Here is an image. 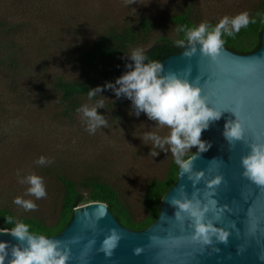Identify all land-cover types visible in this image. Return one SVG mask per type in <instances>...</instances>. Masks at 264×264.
<instances>
[{"label":"rangeland","instance_id":"rangeland-1","mask_svg":"<svg viewBox=\"0 0 264 264\" xmlns=\"http://www.w3.org/2000/svg\"><path fill=\"white\" fill-rule=\"evenodd\" d=\"M191 1L201 11V22L264 9V0H135L132 4L130 0H0V21L16 27L13 32L0 30V199H32L47 221L54 222L64 192L53 176L59 171L71 178L95 177L112 183L135 219L145 216L147 184L164 178L174 158L170 151L159 149L153 157L144 134L165 136L170 129L157 126L143 112L136 116L129 99L117 98L104 88L83 104L103 100L104 108L97 111L109 122L107 128L90 134L81 113L61 116L60 93L52 82L56 77L72 80L93 73L102 88L115 83L124 72L85 67L75 57L77 50L109 25H132L143 17L152 24L148 47L162 37L178 41L177 28L169 24L168 16ZM12 55L23 65L16 67ZM41 156L52 163L37 165ZM18 171L21 177L32 173L43 177L47 197L37 200L26 195L29 185L18 182Z\"/></svg>","mask_w":264,"mask_h":264},{"label":"water","instance_id":"water-1","mask_svg":"<svg viewBox=\"0 0 264 264\" xmlns=\"http://www.w3.org/2000/svg\"><path fill=\"white\" fill-rule=\"evenodd\" d=\"M184 51L162 62L165 73L174 72L184 77L190 69L187 78L191 83L198 82L208 106L230 110L223 111L221 118L203 131L201 139L211 147L194 161V170L205 171V179L217 174L224 178L213 199L218 205L231 208V213L225 212L224 218L215 225L230 231L228 243H218L215 237L211 246L193 242L190 236L194 229L187 222L181 226L174 220L176 209L168 202L178 196L181 186L189 197L193 192L191 181L179 170L176 184L161 202L157 221L146 230L132 231L123 227L104 203L93 202L76 208L69 226L60 235L50 237L65 242L79 238L77 243L70 244L72 259L68 264H264L261 259L264 257V187L242 175L241 158L250 148L240 141L229 145L223 136L225 123L236 119L231 112L235 111L246 127L248 142H264V28L261 46L251 54L241 55L222 48L216 60H212L200 53L199 45L192 57L185 56ZM213 159L218 163H213ZM197 187L203 191L204 180ZM101 211L105 215L93 228L96 214ZM113 228L122 233L123 238L113 255L106 257L98 250ZM151 236L157 239L152 241ZM93 238L96 243L89 251L87 245ZM0 242L16 245L18 240L10 233L0 232ZM138 247L143 252L136 255L134 249ZM83 252H87V256L81 260ZM10 258L9 251L7 259Z\"/></svg>","mask_w":264,"mask_h":264},{"label":"clouds","instance_id":"clouds-1","mask_svg":"<svg viewBox=\"0 0 264 264\" xmlns=\"http://www.w3.org/2000/svg\"><path fill=\"white\" fill-rule=\"evenodd\" d=\"M134 2L135 0H130L131 4ZM261 18L264 20V16ZM255 23L256 19L244 11L232 17L224 16L215 26L207 21L194 28L182 25L177 31L183 32L185 39L177 41V44L185 48L184 55L187 57H192L199 45L202 55L216 60L226 43L223 36L234 38L242 28ZM128 57L134 62V66L131 63L127 64L128 70L118 77L115 83L108 82L103 88L98 86L89 89L88 99L92 100L104 88L111 89L117 98L123 96L132 102L136 116L143 112L150 120L155 121L157 126H167L170 129L169 134L165 136L151 131L146 132L144 139L151 142L150 154L153 157L159 155L156 149L170 151L180 174L186 176L192 183L193 192L190 197L185 187L181 186L178 196L172 197L168 202L176 209L174 220L181 226L187 222L194 229L190 236L193 242L211 246L215 237L216 242L227 244L230 231L215 225L224 218L225 212L231 213V208L228 205L220 206L218 201L213 199L216 188L221 185L224 178L217 174L211 179H205V171L194 170V161L211 147L210 143L201 139L203 131L209 128L210 123L218 121L223 111L230 110L208 106L207 98L202 95L198 82L191 83L187 78L190 69L186 70L184 77L174 72L165 73L163 64L157 60H149L141 49H134ZM100 108H104L103 100L91 106L85 104L77 109L82 114L87 124L86 130L90 134H94L98 128L108 127L106 117L97 111ZM231 112L236 119L225 123L223 136L229 145L234 146L235 142L240 141L250 148L249 153L241 158L244 169L242 175L255 185L264 187V142L249 143L244 123L235 111ZM193 147L197 148L195 153L191 151ZM212 161L218 163L217 159ZM35 163L43 166L52 163V160L41 156ZM17 177L19 183L29 185L26 195L34 196L37 200L47 197L43 177L35 173L21 177L19 171ZM202 180L206 185L203 191L197 187ZM13 203L25 211L38 209V205L32 199L18 196ZM104 215L103 211L96 214V220L92 223L93 228ZM6 223L14 226L0 229V232L10 233L18 243L10 245L8 242H0V264H68L72 259L70 244L77 243L79 238L65 242L43 234L38 235L30 230V225L12 216L6 217ZM122 238L123 234L117 229H110L98 251L103 252L106 257H111ZM150 239L155 241L157 237L151 236ZM95 243L94 238L89 240L87 249L90 251ZM214 250L219 251L218 248ZM9 251L11 258L7 259ZM142 252V248L134 249L136 255ZM86 256L87 252H83L80 259L83 260Z\"/></svg>","mask_w":264,"mask_h":264},{"label":"trees","instance_id":"trees-1","mask_svg":"<svg viewBox=\"0 0 264 264\" xmlns=\"http://www.w3.org/2000/svg\"><path fill=\"white\" fill-rule=\"evenodd\" d=\"M200 16L199 7L194 1H191L188 5L183 6V9L169 15L168 22L176 28L182 25L194 28L201 23ZM251 16L256 19V23L242 28L234 38L223 36L222 38L226 41L223 48L241 55L251 54L260 48L261 34L264 28V20L261 17L264 16V9L256 7ZM209 23L215 26L218 22L210 21ZM15 28L5 21H0V30L13 32ZM151 29L152 24L146 17L132 25L126 24V22L109 25L100 30L85 46L79 48L77 50L79 53L75 57L83 66L98 72L101 71L100 67H103L123 73L128 70L127 64L131 63L134 66V62L128 55L139 47L144 48L143 52L149 60H157L161 63L170 56L180 54L185 49L178 46L177 41L168 37H162L148 47ZM178 34L179 40L185 39L183 32H178ZM12 45L14 48H18L17 45H14V41ZM11 61L16 67L23 65L21 59L16 55H12ZM94 75L96 74L87 73L72 80L63 77L54 78L52 87L60 93L59 103L62 117L73 118L78 113L77 109L83 106L84 101L89 100V89L99 86ZM196 151L197 149L192 152ZM178 171L179 167L172 161L164 178L154 179L147 184L143 202L145 216L139 220L135 219L122 192L112 183L95 177L71 178L66 174H59L60 172L57 171L53 176L64 189L57 219L54 222H48L39 209L25 211L13 203L15 198L4 197L0 199V228L13 227L14 224L6 223V217L12 216L30 225V230L35 234H43L49 238L56 237L69 226L76 208L83 204L100 202L108 206L109 211L123 227L132 231H143L157 221L161 211V202L176 184Z\"/></svg>","mask_w":264,"mask_h":264}]
</instances>
